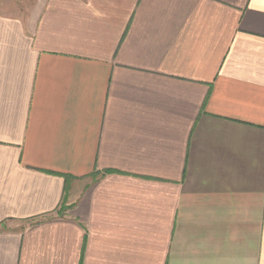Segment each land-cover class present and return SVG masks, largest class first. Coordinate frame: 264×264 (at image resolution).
I'll list each match as a JSON object with an SVG mask.
<instances>
[{
  "label": "crops",
  "instance_id": "0c3cea01",
  "mask_svg": "<svg viewBox=\"0 0 264 264\" xmlns=\"http://www.w3.org/2000/svg\"><path fill=\"white\" fill-rule=\"evenodd\" d=\"M0 264H264V0H0Z\"/></svg>",
  "mask_w": 264,
  "mask_h": 264
}]
</instances>
